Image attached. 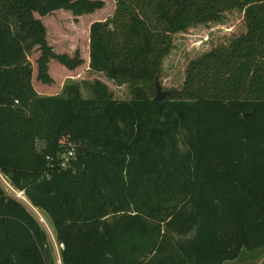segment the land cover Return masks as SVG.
<instances>
[{"label":"trees","instance_id":"obj_1","mask_svg":"<svg viewBox=\"0 0 264 264\" xmlns=\"http://www.w3.org/2000/svg\"><path fill=\"white\" fill-rule=\"evenodd\" d=\"M113 2L86 25L103 0H0L1 171L46 215L62 264H223L264 252V0ZM231 11L244 31L189 59L180 85L155 100L173 36ZM63 16L86 20L84 49L49 42ZM83 65L92 97L64 87ZM10 194L0 184V264H56L43 224Z\"/></svg>","mask_w":264,"mask_h":264},{"label":"rangeland","instance_id":"obj_2","mask_svg":"<svg viewBox=\"0 0 264 264\" xmlns=\"http://www.w3.org/2000/svg\"><path fill=\"white\" fill-rule=\"evenodd\" d=\"M103 1L104 7L98 10L94 16L89 18L90 20H87L86 25H88V23L94 19L103 20L113 13V0ZM87 17H89V15H87ZM72 21V16H63L62 23H60V25L58 26L54 18L52 19V21H50L48 27V38L55 51L69 52L73 51L77 47H81L82 49L85 48L86 37L84 34L82 35V33L85 32L84 29L86 28V26H83V23H85L86 20L80 17L79 23L73 24ZM244 29L245 27L243 15L241 14V12L231 11L226 14V17L221 23H211L206 26L201 24L198 25L196 28L189 30L188 34L174 35L173 42L175 47L163 61V72L160 76V85L162 86V89L180 85V83L182 82L185 66L189 59L196 57L203 51L208 50L216 44L225 41L227 37L231 35H236L244 31ZM196 34L200 35L194 38L195 36L193 35ZM205 35L208 37L207 40H203V43L200 46H193V41ZM36 56L37 53L33 54L30 57L31 61H33ZM84 70L85 65L81 66L79 71L85 72L86 70ZM80 72L73 74L72 77L66 78L64 80V87H66L67 85L79 84L78 86H80V90L83 97H92L93 94L91 92L90 86L86 83H83V81L84 79L93 81V79H95V76H91L86 72ZM96 76L99 77L106 84H108L114 94L116 93V95L118 96L124 95L126 89H124V87L126 86L120 87L114 81L108 80L103 77L101 73H96ZM7 191L8 193H10L8 189ZM11 194L12 196H16V193ZM24 197L26 198L25 195ZM24 203L26 204V207L32 210V212L43 224V227L48 235L49 243L53 249L52 254L56 264H62L60 258L61 245L57 243L53 228L50 222L47 220L46 215L42 211L39 212L36 208H34L28 200L24 201ZM223 264H264V252L262 250L248 251L246 249H242L240 256L237 260H227Z\"/></svg>","mask_w":264,"mask_h":264},{"label":"built area","instance_id":"obj_3","mask_svg":"<svg viewBox=\"0 0 264 264\" xmlns=\"http://www.w3.org/2000/svg\"><path fill=\"white\" fill-rule=\"evenodd\" d=\"M76 157V148L70 147L65 151L63 154L60 155V165L63 168L70 167L69 161L70 159H73ZM0 183L5 187V190H9L10 193H16L15 197L19 198L20 200L27 201L24 197V192L22 190L16 189L13 187V185L10 183V181L7 179V177L4 175V173L0 169ZM8 192V191H7ZM23 201V202H24Z\"/></svg>","mask_w":264,"mask_h":264},{"label":"water","instance_id":"obj_4","mask_svg":"<svg viewBox=\"0 0 264 264\" xmlns=\"http://www.w3.org/2000/svg\"><path fill=\"white\" fill-rule=\"evenodd\" d=\"M155 87H156V93H155V100H163L166 97L167 91L162 89V86L160 85V83L158 81L155 82ZM83 147L79 146L76 149V157L79 156L81 154V152L83 151Z\"/></svg>","mask_w":264,"mask_h":264},{"label":"crops","instance_id":"obj_5","mask_svg":"<svg viewBox=\"0 0 264 264\" xmlns=\"http://www.w3.org/2000/svg\"><path fill=\"white\" fill-rule=\"evenodd\" d=\"M237 259H238V258H237ZM237 259H235V260H237ZM235 260H234V261H235Z\"/></svg>","mask_w":264,"mask_h":264}]
</instances>
